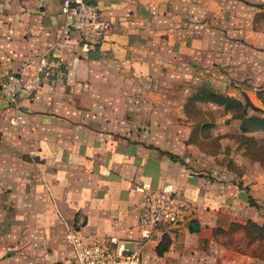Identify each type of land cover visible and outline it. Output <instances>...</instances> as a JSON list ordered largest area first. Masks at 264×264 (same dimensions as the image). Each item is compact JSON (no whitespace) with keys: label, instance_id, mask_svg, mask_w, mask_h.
I'll list each match as a JSON object with an SVG mask.
<instances>
[{"label":"crops","instance_id":"obj_1","mask_svg":"<svg viewBox=\"0 0 264 264\" xmlns=\"http://www.w3.org/2000/svg\"><path fill=\"white\" fill-rule=\"evenodd\" d=\"M83 1L96 4L111 25L95 47L62 34L61 0H0V82L42 57H60L67 72L63 83L14 103L0 92V264H72L64 239L72 228L140 251L142 264H264L215 234L232 223L264 224V170L238 181L219 177L210 163L180 156L186 145L177 140L186 131L171 128V121L187 119L197 74L215 70L213 88L217 78L230 81L236 55L228 42L247 46L251 31L240 25L250 6ZM231 20L237 26L228 28ZM202 58L212 59V68L204 69ZM161 189L184 196L191 216L177 226L142 229L143 195ZM163 236L168 247L158 254Z\"/></svg>","mask_w":264,"mask_h":264},{"label":"rangeland","instance_id":"obj_2","mask_svg":"<svg viewBox=\"0 0 264 264\" xmlns=\"http://www.w3.org/2000/svg\"><path fill=\"white\" fill-rule=\"evenodd\" d=\"M241 1L250 7L246 8L249 15L243 16L240 26L241 29L251 32L248 42L244 43L246 47L235 43L234 38H232L233 41L228 42L236 55L231 59L233 63L228 66L231 68L226 81H230L224 83L223 78L222 80L217 78L219 81L213 88L210 86L213 76L211 73H215V70L212 69L211 73L202 71L197 74L193 84L194 90L185 103L187 119L184 122L171 121V128L182 125L183 131H186V134L178 136L177 140V143L183 141L186 145L185 151L180 153L182 158L206 162L208 167L210 163L212 168L217 167L219 177L226 175L227 178L232 177L235 181H238L244 173L256 175L257 172L264 170V131L252 128L254 130L243 133L240 130L239 119L233 118L223 105L209 103L205 98L215 94L235 97L242 101L248 98L256 107L249 108L248 115L264 118L262 103L264 101V15L258 14L264 13V0ZM226 3L232 6L238 1L229 0ZM233 9L235 16L242 17L243 10L238 9V6H234ZM229 25L237 26V21L231 20L227 24L228 28ZM229 34L231 35V32ZM207 61L208 63L201 59L202 66L206 70L212 68L211 63H213L212 59ZM213 66L218 69L224 67L218 64ZM197 99H199L198 102H196ZM185 136L187 139L183 138Z\"/></svg>","mask_w":264,"mask_h":264},{"label":"built area","instance_id":"obj_3","mask_svg":"<svg viewBox=\"0 0 264 264\" xmlns=\"http://www.w3.org/2000/svg\"><path fill=\"white\" fill-rule=\"evenodd\" d=\"M60 14L64 22L62 34H75L82 45H100L111 30L99 7L83 0H61ZM58 56L42 57L38 62L24 65L0 82V92L9 103L21 94H29L43 85H56L66 77V66ZM20 118V116L18 117ZM191 204L172 190H147L141 202L138 225L142 229L177 226L189 220ZM64 239L73 251L72 264H142L138 250L124 251L106 242L88 239L77 229H68Z\"/></svg>","mask_w":264,"mask_h":264},{"label":"trees","instance_id":"obj_4","mask_svg":"<svg viewBox=\"0 0 264 264\" xmlns=\"http://www.w3.org/2000/svg\"><path fill=\"white\" fill-rule=\"evenodd\" d=\"M258 14L264 15V13ZM205 99L218 105H223L226 111L231 113L233 118L239 119L241 122L240 130L243 133L254 129H261L264 131V118L255 115H248L247 113L249 108H256L248 98H245L244 101H242L235 97L215 94L208 95ZM262 103L264 106V101H262ZM167 154L172 160L178 159L177 156L172 153ZM248 200L253 204V200L250 196L248 197ZM193 223V221H190L189 224V229L191 231L195 230L192 229ZM215 234H220L219 236L222 242L233 247L237 252L264 260V224H257L252 221H248L245 224L232 223L228 230H217ZM168 243V238L163 236L157 246V253L161 254L165 251L168 247Z\"/></svg>","mask_w":264,"mask_h":264}]
</instances>
